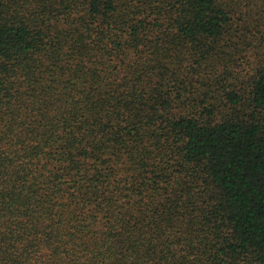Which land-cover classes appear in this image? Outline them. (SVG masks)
Segmentation results:
<instances>
[{"label": "trees", "instance_id": "trees-1", "mask_svg": "<svg viewBox=\"0 0 264 264\" xmlns=\"http://www.w3.org/2000/svg\"><path fill=\"white\" fill-rule=\"evenodd\" d=\"M0 264H264V0H0Z\"/></svg>", "mask_w": 264, "mask_h": 264}]
</instances>
